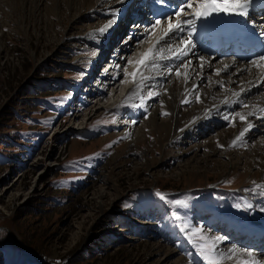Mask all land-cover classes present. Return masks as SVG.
<instances>
[{
  "label": "rangeland",
  "instance_id": "obj_1",
  "mask_svg": "<svg viewBox=\"0 0 264 264\" xmlns=\"http://www.w3.org/2000/svg\"><path fill=\"white\" fill-rule=\"evenodd\" d=\"M112 1L0 0V264H226L230 223L263 216L264 124L243 145L219 144L232 122L178 134L165 101L161 124L127 98L130 59L97 95L85 36Z\"/></svg>",
  "mask_w": 264,
  "mask_h": 264
},
{
  "label": "bare ground",
  "instance_id": "obj_2",
  "mask_svg": "<svg viewBox=\"0 0 264 264\" xmlns=\"http://www.w3.org/2000/svg\"><path fill=\"white\" fill-rule=\"evenodd\" d=\"M189 2L190 0H151L150 2L148 0H113L109 3L100 4L99 7L103 12L102 17L105 18L103 21L105 24L116 15L119 9L125 6H128V10H132L134 13L136 11L142 12L145 9L150 12H147L143 18L134 21V29L128 30L127 27L121 32L117 40V33L109 32L111 27L104 33L97 31L105 24L98 25L96 28L92 27L93 29L87 33L86 39L90 38L92 40L90 42L99 44L103 51L97 56L96 69L91 72V75L95 78L100 71L99 67L107 62L103 74L96 80L99 89L94 92L100 95L102 89L109 90L119 84L121 77L124 76L123 68L130 59L132 67H130L129 73L136 72L139 67L145 79L140 81L138 75L134 80L131 75L134 84L132 89L128 91L127 98L130 97L138 101L137 106L143 115L150 111L152 112L151 118L157 122L159 120V123L163 124L165 119H159L158 114L170 110L171 119L179 122L177 133L186 135L193 128L200 124L206 125L208 122L235 123V130L225 136L223 135L224 137H220L219 144L222 146L228 144L233 146V141L247 127V124L252 123V129L235 144L243 145L253 130H260L257 124L261 122L264 124V118H261L264 117V61L258 60L260 54H257L258 57L253 59L261 65L260 67L253 64V60L250 62L239 61L236 52L237 41H235L239 38L238 33L234 34L233 43L229 45V43H223L224 37L221 36V30L216 26L222 20L235 29L240 27L252 32L264 33V14H260L261 16L258 17L263 22H261L262 25H259L257 20L255 21V9L258 3L254 0L247 9L248 17L228 16L221 13L219 21L214 20L211 26H208L210 23L207 24L204 20L195 19L192 25L185 26L184 33H177L170 39L161 41L160 45H156L157 40L167 30L168 18H171L172 23H176L177 20L182 22L186 19H193V11L198 8L201 0L191 3L192 8L186 7ZM181 7H184V11L177 17L176 13L180 11ZM114 11L115 14H113ZM156 20H160L161 23L156 26L151 34H147L146 30L151 29ZM249 20L252 23L247 22ZM159 26L162 29L161 32L152 37ZM127 30L128 37L126 40H129H125L123 45L119 47L121 43L119 39L125 35ZM189 32L191 33L190 36L188 35ZM187 40H191V45L185 48L184 41ZM154 45L164 48L162 53H157V59L153 62L155 66L153 64L138 65L136 62L141 60L147 50ZM112 48H115V53L108 61L106 58ZM180 49H184L187 55H175ZM227 53H230L231 57L215 60L218 54ZM161 56L165 58H159ZM185 64L188 66L185 67ZM215 64L217 66L214 67ZM210 66L213 67L212 73L208 72ZM177 72L180 73L179 76ZM138 81L140 82L138 83ZM162 82L167 85L162 86ZM220 89H223V93H219ZM150 91L159 93V95L149 96ZM160 101L167 103V110L160 106L161 104L159 105ZM185 101L188 102L185 103ZM184 104L194 105V108L184 111ZM243 105H247V107H243ZM237 113L246 116L247 120H240L239 116L236 115ZM250 113H255V115H250ZM225 116H228L229 119L225 120ZM233 116H235L234 121ZM260 145L262 150L261 152L260 149L257 151L259 153L257 156H261L264 160V141ZM197 146L194 145L192 148ZM260 208L263 212L261 220L230 223L225 236L226 239L229 238L226 241L229 243L227 245L225 242L226 244L221 248L225 254L224 261L226 264H264V258L259 259L256 255L258 252L249 246V243H255L257 244L256 247H264V196ZM236 235L243 239L242 244L245 242L247 245L243 246L234 242V239L231 238Z\"/></svg>",
  "mask_w": 264,
  "mask_h": 264
},
{
  "label": "snow or ice",
  "instance_id": "obj_3",
  "mask_svg": "<svg viewBox=\"0 0 264 264\" xmlns=\"http://www.w3.org/2000/svg\"><path fill=\"white\" fill-rule=\"evenodd\" d=\"M253 2L254 0H201V2L198 5V8L193 11V19H186V20H183L182 22L177 20L176 23H172L171 18H168L169 22H168L167 30L165 31L164 35L161 36L157 40L156 45H160L161 41L170 39L172 36H174L177 33H184L185 26L192 25L195 19L205 20L208 17L213 16V14H221V13L226 14L228 16L248 17L249 12L247 9L251 6ZM186 7L192 8L193 5L191 4V2H189L186 5ZM183 11H184V7H181L180 11L176 13V16L179 17ZM113 14H115V11ZM247 22L252 23L250 20ZM113 23H115V21L110 20L106 25H104L102 28L98 29L97 31L100 33H104L108 29H110ZM160 23H161L160 20H156L155 24L152 25V28L146 30V33L151 34V32H153L156 26L159 25ZM188 35L190 36L191 33L189 32ZM261 35H264V33H261ZM184 44H185V48H187L189 45H191V40L184 41ZM156 45H154L152 48H149L147 52L142 56L141 60L137 61L136 63L138 65L153 64V66H155L153 62L157 59V53H162L164 51L163 47H157ZM175 55L183 56V55H187V52L184 49H180L179 52L175 53ZM159 58H165V57L161 56ZM258 60L264 61V55L259 56ZM129 63H132V61H129ZM252 63L255 64L257 67L261 66L259 63H257L256 60H253ZM184 66L187 67L188 65L185 64ZM125 74L128 75V73H125ZM130 75L133 76L134 80L136 79L138 75H139L140 81H143L145 79L143 74L140 72L139 67L137 68L136 72H133ZM177 75L179 76L180 73L177 72ZM140 81H138V83ZM152 95H159V93H152L150 91L149 96H152ZM187 102L188 101H185V103ZM243 107H247V105H243ZM164 114L167 115L168 113H164ZM236 115L239 116L240 120L242 121L247 120V117L244 115H241L240 113H237ZM250 115H255V113H250ZM261 118H264V117H261ZM224 119L228 120L229 117L225 116ZM232 119L234 121L235 116H233ZM252 127H253V124L248 123L247 127H245L244 130L240 133V135L236 138V140L233 141V145H235L236 141L240 140V138L243 137L245 133H247L250 129H252ZM157 195H161V194L157 193ZM174 203L178 204L180 203V201H174ZM184 227L186 228L187 225H185ZM216 239H220V238L217 237Z\"/></svg>",
  "mask_w": 264,
  "mask_h": 264
}]
</instances>
